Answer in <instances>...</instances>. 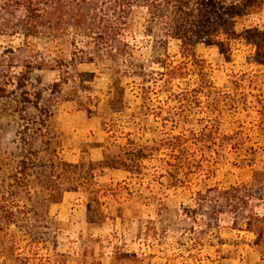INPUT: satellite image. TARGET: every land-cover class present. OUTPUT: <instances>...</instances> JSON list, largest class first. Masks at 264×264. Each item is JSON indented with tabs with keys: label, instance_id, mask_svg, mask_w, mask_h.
Listing matches in <instances>:
<instances>
[{
	"label": "rangeland",
	"instance_id": "1",
	"mask_svg": "<svg viewBox=\"0 0 264 264\" xmlns=\"http://www.w3.org/2000/svg\"><path fill=\"white\" fill-rule=\"evenodd\" d=\"M232 1L236 0H225V4ZM261 4L253 15L236 20L240 36L224 42L222 51L214 45V37L212 43L197 42L198 59H182L179 42L174 40H168L164 49L165 39L145 7L132 9L118 38L123 46L114 48L127 52L122 58L102 55L105 47L96 33L82 37L87 34L85 27L79 36L74 28L63 24L57 29L50 21L29 33L21 23L23 14H1L0 204L31 208L37 215H18L14 226L0 231V264H37L35 260L54 255L68 256L67 264L77 260L110 264L108 258L116 252L145 254V264H264V0ZM82 12L90 18L101 15L91 7ZM149 30L157 37L147 35ZM254 30L258 34L247 43L252 34L243 32ZM198 69L212 83V92L205 89L197 94ZM170 74L176 76L169 79ZM80 94L78 104L108 120L109 136L126 134L133 145L123 155L129 181L116 179L119 185L107 190L117 197L109 200L111 212L120 206L122 217L116 218V211L114 222L109 218L103 232L87 230L77 218L59 222L53 217L56 204L47 223L42 222L47 197L35 187L36 175H17L31 191V201L11 181L21 156L32 152L27 151L29 144L41 152L40 158L50 156L45 142L60 136L57 107ZM216 108L220 114L214 112ZM211 123L219 124L220 133L231 138L224 148L216 154L191 155L189 176L167 167L174 165L170 150L165 149L167 141L184 134L192 150L189 133L197 134ZM34 132L42 136L35 139ZM58 142L54 143L57 148ZM235 144L237 150L231 149ZM139 150L152 159H138ZM115 151L111 146V153ZM23 161L31 174L30 160ZM117 163L110 158V164ZM92 171L85 165L84 182L90 181ZM39 178L41 186H47V176ZM174 178L181 184L172 187ZM54 186L67 188L62 177ZM232 189L238 191V200L226 202L221 192ZM48 199L56 202L58 194ZM90 222L99 223V216L92 214ZM2 240L10 242L1 245Z\"/></svg>",
	"mask_w": 264,
	"mask_h": 264
},
{
	"label": "trees",
	"instance_id": "2",
	"mask_svg": "<svg viewBox=\"0 0 264 264\" xmlns=\"http://www.w3.org/2000/svg\"><path fill=\"white\" fill-rule=\"evenodd\" d=\"M261 5V0H236L228 4H225V0H0V15L6 14L11 16L17 12L23 14L24 16L21 23L29 33H36L39 27H45L44 25L50 21H52L57 29L63 24L66 25L67 28H74V33L79 36H82L80 34L81 29L85 27L87 34L84 33L85 37H82L86 38L96 33V37H99V40H101L102 45L105 47L101 52L102 55L109 58H122L127 55V52L122 49L119 50L120 48H114L115 45L123 46L121 42L119 43L118 38H120L121 32L124 29L123 27L126 26V23H128L130 19L132 9L137 6L145 7L152 16L150 22H154V28L160 29V35L165 39L164 49H166V42H168V40H174L179 42V54L182 59H198L194 53V47L197 42L203 41L212 43L210 39L214 37L216 41L213 42L214 45L219 48V51H222L224 42L236 40V37L240 36L235 29L236 20H240L244 16L253 15L252 12L257 8L259 9ZM90 7L93 11L99 9L101 15H98V13L96 15L95 13L93 18H90L82 12ZM107 15L111 17L107 19ZM251 32L252 31L243 32L246 36H248L247 34H252V37L245 40L247 43H251L249 42L250 39L258 34L257 30ZM147 35L157 37L152 30L147 31ZM220 39H222V41H220ZM165 54L166 52L164 50V55ZM97 57L101 59V57ZM197 62L200 63L199 61ZM155 63L162 69H165V64H163L162 61H157ZM196 75L200 82L197 94L200 95L205 89H208L210 92L214 90L212 83L206 78L203 70H196ZM175 76V74H170L169 79ZM205 82L206 85L204 88L202 85ZM214 112L220 114L217 108ZM35 134L34 132L33 135ZM189 135L191 137L190 141H193L192 150L187 148V141L184 134L172 138L173 142L167 141V145H165V149L170 150L172 154L171 160L174 162V165L167 164V167L170 169L172 168L174 171H181L184 173V176H189L193 168L188 160L191 158V155L195 156V153L198 151H208L209 153L216 154L217 149L222 150L228 140L231 139L223 136L220 133V125L215 123L200 127L197 134L190 132ZM37 136L41 137L42 135L37 134ZM37 136L35 139H37ZM237 136L238 134L234 135L235 138ZM55 140H57L56 136L48 137L46 140L45 146L50 149L51 154L44 159L40 158L39 155L41 152L36 150L37 148H35V145L29 144L28 146L31 148H27V151L29 152V150L32 149L30 156L26 153L21 156L22 161H20L19 164L17 163V168H15L17 169V173L11 177L13 184L19 189H23L25 191L24 194L28 197L29 201H31V191L28 190L24 183L19 182L17 175H36L35 187H39V192L47 197V204L43 207V212L41 213L43 217H40L44 223H47L46 219H48L49 206L51 204H57L63 193L76 191L77 188L83 184L85 179H87V175L84 174L78 166L66 164L61 160L60 147L58 143V148L56 147L54 144ZM21 142L24 143L25 141L22 140ZM21 149H23V147ZM231 149L237 150L236 144L232 146ZM136 155V157L141 160L152 159L149 154L145 156L140 150ZM25 159L30 160L28 164H30L29 170L32 171L31 174L27 172L26 166L23 165V160ZM214 165L215 162H213V166ZM199 168L200 165L196 166V169ZM60 169H62L61 174L59 173ZM83 174L85 177H83ZM45 175L47 176L48 183L47 186L42 187L39 177ZM61 177L64 184L67 185V188L60 189L58 186H54ZM49 183L52 184L51 187ZM73 184H75V186H72ZM180 184L181 182H177L174 178V182L170 185L176 187ZM237 192L238 191L232 189L230 192H221V196L224 197L226 202L229 201L231 203L233 201L232 199L238 200ZM38 194L39 193L35 191L34 195L36 196ZM53 194H58V200L56 202L52 199H48L49 197H53ZM199 207L200 206H198V208ZM35 213L36 211L34 212L31 208H20L13 205L6 207L0 204V231L6 232L10 226H14L18 215H37ZM254 221L257 223L263 222V220H259L258 218H254ZM260 234L261 233L258 235ZM9 238L13 237L11 236ZM40 240L39 238L35 242L31 240L30 244L32 245ZM7 241L2 240L1 245H4ZM9 242L10 241H8V243ZM82 258H86L85 255H82L81 259ZM35 261H38L37 264H67L69 258L65 255H54L52 258L46 260ZM144 262V259L138 258L134 254L120 252L113 254L110 260V264H145ZM95 263L99 264L98 261ZM76 264L83 263L77 260Z\"/></svg>",
	"mask_w": 264,
	"mask_h": 264
},
{
	"label": "crops",
	"instance_id": "3",
	"mask_svg": "<svg viewBox=\"0 0 264 264\" xmlns=\"http://www.w3.org/2000/svg\"><path fill=\"white\" fill-rule=\"evenodd\" d=\"M89 63L94 64L91 61ZM107 95L105 94V96ZM80 100H82L81 94L73 100H67L58 105L55 117L58 121L59 132L57 135L60 136H55L59 141L61 160L66 164L76 165L83 171L85 165L91 166L92 178L89 182L86 181L79 186L76 191L63 193L56 205L51 204L49 206L48 214H50L51 207L55 205L58 208L53 217L59 222L64 224L65 221L68 222L77 218L81 220L87 230L98 231L101 229L104 231V227H108L106 223L109 218H111L110 222H114L113 214L116 211V218L122 217V212L120 213V208H118L120 206L111 212L109 200H116L117 197L109 194L107 190L112 186L119 185L115 182L116 179L129 181V171L125 167L123 155L125 154L124 149L128 145H132V142H128L130 136L126 134H121L120 137L109 136V129H106L108 120L105 116L100 112H93L87 106H81L78 104ZM102 107L104 110L105 104ZM111 146L116 149L113 154L111 153ZM110 158L117 160V162L120 161V165L118 163L116 165L110 164ZM147 186L151 187L150 185ZM149 188H147L148 191H150ZM94 213L99 216V223L90 222ZM142 226L138 230L137 238L139 240L141 239ZM130 253L142 259L147 256L139 252ZM149 257L151 260L154 259Z\"/></svg>",
	"mask_w": 264,
	"mask_h": 264
}]
</instances>
